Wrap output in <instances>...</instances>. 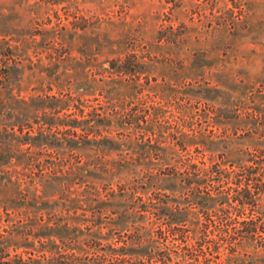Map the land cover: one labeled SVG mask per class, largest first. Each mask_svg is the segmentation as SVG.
Here are the masks:
<instances>
[{
	"label": "rangeland",
	"instance_id": "obj_1",
	"mask_svg": "<svg viewBox=\"0 0 264 264\" xmlns=\"http://www.w3.org/2000/svg\"><path fill=\"white\" fill-rule=\"evenodd\" d=\"M131 55L139 72L110 73L111 60ZM68 79L87 104H115L121 112L152 119L155 115L147 113L158 109L156 120L169 129L151 136L132 130L131 135L134 141H162L168 148L157 174L168 191L174 182L165 174L179 165L175 157L186 154L176 144L175 129L212 134L205 159L264 147V0H0V264L28 257L42 260L55 251L54 237L46 233L56 219L65 217L59 197L62 184H67L66 151L62 144H52L37 98L66 91ZM108 80L115 84L105 86ZM185 107L221 111L223 123L217 125L209 117L180 128ZM251 120L260 125L252 126ZM39 126L45 131L37 139ZM125 132L117 136L123 138ZM57 136L63 139L65 133ZM28 137H36L34 145L25 143ZM193 146L188 152L195 156L199 153ZM136 151L142 152L135 145H114L99 154L115 170L113 161L121 156L156 161L153 150L147 158ZM78 152L84 162L96 155L87 147ZM57 155L62 173L56 178L52 162ZM27 157H32L28 169L23 167ZM88 166L90 171H83L88 179L100 185L109 179ZM132 179V173L124 172L112 178L111 185ZM117 216L103 214V233L124 228ZM240 254L251 261L247 264H264V247L250 245Z\"/></svg>",
	"mask_w": 264,
	"mask_h": 264
},
{
	"label": "trees",
	"instance_id": "obj_2",
	"mask_svg": "<svg viewBox=\"0 0 264 264\" xmlns=\"http://www.w3.org/2000/svg\"><path fill=\"white\" fill-rule=\"evenodd\" d=\"M134 58L135 55H131L124 61L111 60L110 73L139 72ZM73 77L79 80L78 74ZM54 80L57 86L62 84L59 77ZM68 81L66 91L37 98L38 108L42 109L40 120L52 131V144H62L66 151L63 179L67 184H62L59 197L64 203L65 217L56 219L50 226L51 232L46 233L54 237L52 256L42 260L20 258L15 264L251 263L240 250L250 245L264 247V147L233 150L229 154H218L216 159L212 155L205 159L206 151L214 142L212 134L205 135L201 129L191 133L175 129L179 133L176 144L186 154L175 157L172 152L171 158H178L179 165H172L171 172L165 174L174 182V188L166 191L157 181V174L162 170L168 148L161 146L162 141L157 144L143 138L134 141L131 135L132 130L151 136L169 129L156 120L158 109L147 113L155 115L152 119L143 114L121 112L115 104H87L81 95L75 94L76 89L73 91L71 79ZM113 84L114 80L105 82V86ZM180 112V128L194 119L209 117L217 125L223 123L221 111L196 112L185 107ZM248 122L252 126L260 125L256 120ZM22 126H19L20 131ZM44 131L45 128L39 126L37 139ZM120 131H126V136L118 137ZM59 132L65 133L63 139L57 136ZM27 140L25 143L34 145L36 137ZM114 145H135L142 150L136 151L138 157L144 158L153 150L156 161L140 162L121 156L120 161H113L118 165L115 170L114 164L110 160L101 161L103 157L99 154H105ZM189 146L199 154H190ZM86 147L96 153L90 162H84L78 152ZM30 159L32 157H27L24 168L32 166ZM60 161L57 155L52 162L56 178L57 173H62V168H58ZM90 164L109 178L106 183L100 185L97 179H88L89 174L83 171H90L87 169ZM124 172L132 173L133 179L118 181L113 187L112 178ZM107 211L118 213L117 219L125 222L122 230L102 232L107 226L102 224V216ZM245 215L249 218H243ZM56 240L59 243H55Z\"/></svg>",
	"mask_w": 264,
	"mask_h": 264
}]
</instances>
